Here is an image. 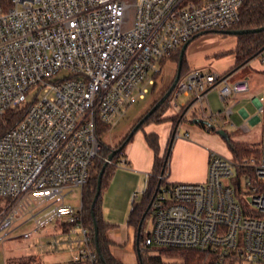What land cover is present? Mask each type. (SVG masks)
I'll list each match as a JSON object with an SVG mask.
<instances>
[{
    "label": "built area",
    "instance_id": "1",
    "mask_svg": "<svg viewBox=\"0 0 264 264\" xmlns=\"http://www.w3.org/2000/svg\"><path fill=\"white\" fill-rule=\"evenodd\" d=\"M245 2L0 0V115L25 108L19 125L0 138V234L21 221L33 222L37 232L62 220L84 235L71 262L102 264L83 203L79 210L66 205L65 191L83 192L96 162L108 160L102 132L146 96L161 62L202 34L236 30ZM258 58L264 63V52ZM228 78L198 71L181 78L171 97H192L183 120L199 105L196 119L217 127L209 92L218 88L226 101L251 89L247 78L232 85ZM257 101L264 116V96ZM257 149L240 160L213 152L202 183L161 176L147 213L153 231L141 252L200 249L264 264V127Z\"/></svg>",
    "mask_w": 264,
    "mask_h": 264
},
{
    "label": "rangeland",
    "instance_id": "2",
    "mask_svg": "<svg viewBox=\"0 0 264 264\" xmlns=\"http://www.w3.org/2000/svg\"><path fill=\"white\" fill-rule=\"evenodd\" d=\"M233 36L224 37L221 33L209 32L198 36L194 39L187 48L186 51V67L189 70V74L194 71H198L204 74L216 73L223 75L231 70V58L228 55L229 51H220L222 47H228L229 42L232 41ZM238 43V38L236 37ZM228 57V58H226ZM179 58H169L161 66L160 72L156 74L153 86L149 87L148 93L143 99H137L135 103L129 109L127 116L119 122V124L110 132H102L100 139L103 143L104 151H111L117 149L124 139H126L131 133L132 129L139 122V120L159 101L164 94L172 86L178 70ZM258 63L261 69L264 68V63L260 58H256L249 65L239 70L235 74L228 78V84L232 85L241 77L248 76L253 83L254 90L250 93L248 100H240V102L233 108V115L228 118V125L224 124V130L228 134L241 135L240 127L243 123H246L248 117L245 118L241 115L242 110H246L249 118L259 114L260 122L255 125L250 123L252 135L250 142L260 147L262 130L264 127V116L259 113L257 106L254 104L253 99H261L264 96V74L260 75V82L256 79V75L253 74V64ZM227 70V71H226ZM65 71H62L58 78L65 77ZM188 74V75H189ZM187 76V75H186ZM184 76L183 79L186 77ZM224 87V86H223ZM170 104L168 107L163 108L158 112L157 116L160 119H173L177 118L181 111L182 106L192 101L191 96L181 94L175 97L174 94L170 97ZM240 98V97H239ZM209 103L211 109L214 112L223 111L227 107L233 105L234 96H230L226 101H222L220 98V92L218 88L211 90L208 94ZM32 98L29 99L31 101ZM239 100V99H238ZM169 114V117L165 115ZM171 114V115H170ZM199 105H194L187 113V122H191L196 118H200ZM158 118L155 117L150 123H158ZM166 122H172L173 125L176 121L167 120ZM233 123L234 126L229 125ZM149 123V124H150ZM164 123V122H163ZM191 126L189 123L184 122L181 126V134L184 135L185 127ZM260 130V133H259ZM213 135H218L216 132ZM219 136V135H218ZM221 137V136H220ZM228 144V143H226ZM214 152L226 157H231V151H227L225 154L214 150ZM105 162L100 160L96 162V167L93 173V178L97 176L98 166ZM170 165V163H169ZM123 169L122 167H115L114 170ZM114 171L111 176L106 180L103 187L100 204L103 210V216L105 220L112 226L113 232L120 237V244L117 249L120 250L123 255L121 259L126 264H138L137 252L135 250V233L136 230L128 225L129 216L134 204H139L143 199V192L146 187V181L143 179L140 183H137L136 187L132 190L130 198H127L126 194L115 195V187L108 189L110 179H112ZM126 193V192H125ZM65 204L69 205L75 210H79L83 203V192L81 188H75L72 191H65ZM246 204L247 201H246ZM23 221L13 226L9 232L0 234V264H7L13 262L19 264L27 258H32L31 264H69L74 255L78 253V242L83 239L84 235L82 231L73 225H64L62 220L53 221L42 230L34 232L35 224L29 222L22 225ZM152 217L147 215L142 229V235L148 236L153 231ZM28 232H34L30 239H25L24 234ZM3 238V241H1ZM58 244V248L54 249L52 245ZM43 247V248H41ZM144 247V245H142ZM145 248V247H144ZM249 264V263H243Z\"/></svg>",
    "mask_w": 264,
    "mask_h": 264
},
{
    "label": "trees",
    "instance_id": "3",
    "mask_svg": "<svg viewBox=\"0 0 264 264\" xmlns=\"http://www.w3.org/2000/svg\"><path fill=\"white\" fill-rule=\"evenodd\" d=\"M263 26H264V0H246L241 10V22L236 27V30L254 29ZM215 33H221V32H215ZM222 36L229 37V35H225V34H222ZM237 38H238V43L236 48L228 53V55H233L235 57L236 64L234 67L231 68L230 71L223 74V78L230 77L239 70L243 69L245 66L249 65L253 60L258 58L262 52H264V32L237 36ZM173 57L179 58L180 51L172 54L168 58H165L161 62V66L164 64L165 61ZM185 57L186 54L183 60L181 78L189 74V70L186 67L187 60ZM170 99L171 98L167 99V101L159 107V109L143 124L140 130H142L146 125H148L155 117L158 118L157 121H160L159 123L166 122L167 120L170 121L175 120L176 123L174 124V130L178 129L179 124L183 121L184 110L190 107V105H192V102H189L187 106L183 108L181 114L177 118L167 119V120L162 118L160 119V116H157V114L163 108L169 106ZM24 114H25V108L22 109L14 108V109H9L3 115H0V138H2L12 129L16 128L19 125V123L22 121ZM201 127L208 130L211 133H215V130L209 127L202 125ZM127 138L124 139V141L119 146H117V148L122 146L127 140ZM133 138L134 136L124 146V148L115 156L113 163L108 165L102 179L101 194L107 178L111 176L112 172L115 171L114 169L115 167H117V164L120 161H122V159L124 158V151L127 145L133 140ZM146 140L149 146L154 150L156 157H155V165H154L153 173L152 175H150L148 179L146 189L143 193L142 202L133 205V208L129 216L128 225L130 227H133L136 231L138 230L140 224L142 223L144 219V215L148 211V207L157 192L158 185L160 183V177L167 175L169 171V162L171 159L172 146H173V143H171L170 140L167 149L168 152L169 148L171 147L169 155H167L166 152V154L162 158H160V145H159L158 135L148 134L146 135ZM231 149L233 151L236 160H240L246 156H251L255 154L258 155L259 153V150L253 145L233 142V141L231 143ZM112 151L113 150L108 152L105 151V155L108 157ZM104 164L105 162H102L98 166L97 176L95 178L91 177L89 183L87 184V186L83 191L84 223L91 231L94 238H95L94 221L92 218L91 209L97 190L98 176ZM94 170L92 172V176ZM100 200H101V195L95 206L94 213L99 226L98 247L96 246V248L97 250H99V254L101 256V262L102 264H124L123 262L115 258L114 255L112 254L111 247L113 245V242L110 241L107 237V230L110 228L109 227L110 225H108V223H106L104 220L103 210L100 204ZM146 237L147 236L142 235V230H141L139 239L137 236V244L139 243L140 249L144 244ZM32 261L33 259L29 257L23 260L19 264H31ZM7 264H14V263L9 262ZM69 264H75V263L70 262ZM138 264H243V262L239 259L234 258L233 256H228L227 258L222 260L220 256H218L215 252H212L210 250L148 247L147 250H145V252H141V260H139Z\"/></svg>",
    "mask_w": 264,
    "mask_h": 264
},
{
    "label": "crops",
    "instance_id": "4",
    "mask_svg": "<svg viewBox=\"0 0 264 264\" xmlns=\"http://www.w3.org/2000/svg\"><path fill=\"white\" fill-rule=\"evenodd\" d=\"M236 46V37L233 36L232 41L229 42V46L220 48V51H229L235 49ZM230 58L232 59L230 68H232L236 64V59L233 55L230 56ZM251 68H253V74H258L256 75V80L260 82V75L264 74V68L261 69L258 63H254L253 67ZM243 77L247 78L250 81L251 89L247 94H243L242 96H240V98L238 97L239 100H236L234 98L233 105L227 107L223 111L214 112L210 106L212 112L220 114V117L217 122V128L219 129H224V124L228 125V118L233 115V108L240 102V100H248L250 93L254 90L255 86L251 82L250 78L245 75ZM257 100L259 99L255 98L253 99V102L258 108L259 104ZM230 110L231 114L230 116H227L226 113ZM240 113L243 117H248L246 123H243L242 126L239 128L241 131V135H229L233 142L253 145L249 140L252 135L250 123L255 125L256 123L260 122L259 114L255 115L252 118H249V115L247 114L246 110H242ZM165 116L169 117V114H166ZM184 122L189 123L191 126H186L184 131L185 133L184 135H182L181 126ZM229 125L234 126L232 122L229 123ZM175 131H177V133L175 135V139L172 146V155L169 162V171L166 175L167 180L171 183L205 182L208 177L210 157L214 150L225 154L230 149L231 156L234 155L232 149L229 147L228 144H226L227 142L222 137L218 135H213V133L202 128L201 125H195L189 121L187 122V116L185 120H183L179 124L177 130H174V125L172 122H164L159 124L150 123L146 125L142 130H139L134 135L133 140L127 145L124 151V158L122 159L126 162L127 165L126 167H122L123 169H118L114 171V175L109 183L108 189L114 186V192L116 196L118 194H126L127 198H130L132 190L136 187L137 183H140L144 179L146 181L147 186L148 179L153 173L156 156L154 150L149 146L146 140V135H158L160 145V158H162L167 152L169 141L171 140V137L174 135ZM105 222L108 223L106 220ZM108 225L110 224L108 223ZM109 227L110 228L107 230V237L110 241L113 242V245L111 247L112 254L115 258L126 264L124 261L119 259L122 258L123 255L121 254L120 250L117 249V246H119L121 239L116 233L113 232L112 226ZM135 237V250L137 252V231L135 233Z\"/></svg>",
    "mask_w": 264,
    "mask_h": 264
},
{
    "label": "water",
    "instance_id": "5",
    "mask_svg": "<svg viewBox=\"0 0 264 264\" xmlns=\"http://www.w3.org/2000/svg\"><path fill=\"white\" fill-rule=\"evenodd\" d=\"M261 32H264V26L263 27H260V28H254V29H244V30H228V31H224V32H221V34H225V35H229V36H242V35H247V34H256V33H261ZM189 46V43L185 44L182 48H181V51H180V57H179V63H178V70H177V75H176V78L172 84V86L170 87V89L164 94V96L159 100L157 101L154 106L139 120V122L135 125V127L132 129L131 133L129 134L127 140L125 141V143L120 146L119 148L113 150L110 155L108 156V160L105 162V164L103 165L102 167V170L100 171L99 173V176H98V181H97V190H96V194H95V197H94V200H93V203H92V209H91V214H92V218H93V221H94V234H95V242H96V246L98 247V236H99V226H98V223H97V220H96V217H95V213H94V209H95V206L99 200V197L101 195V189H102V179H103V176H104V173L108 167V165L112 164L113 161H114V158L115 156L124 148V146L130 141V139L140 130V128L143 126V124L159 109V107L164 104L167 99H169L173 93V91L175 90L177 84L179 83L180 79H181V70H182V65H183V60H184V56L186 54V51H187V48ZM193 124L195 125H202V126H206V127H209L213 130H215V132L221 136L227 143L228 145L230 146L231 148V143H232V139L230 137V135L224 130V129H217V127L215 125H213L212 123H210L209 121L207 120H204V119H194L191 121ZM175 133L176 131L174 132V135L171 137V143L174 142V139H175ZM171 148V147H170ZM170 148L167 152V155H169V152H170ZM168 157V156H167ZM166 157V159H167ZM151 205H149L148 207V211L150 209ZM148 211L146 212V214L144 215V219L145 217L147 216V213ZM143 219V221H144ZM143 221L142 223L140 224L138 230H137V236H138V239H139V235H140V232L142 230V225H143ZM137 252H138V258L139 260H141V249H140V246H139V243L137 244ZM99 252V250H98Z\"/></svg>",
    "mask_w": 264,
    "mask_h": 264
}]
</instances>
